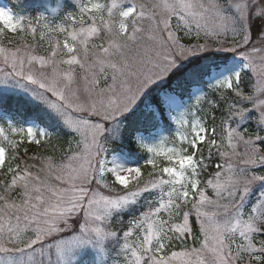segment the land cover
<instances>
[{"label":"snow or ice","instance_id":"1","mask_svg":"<svg viewBox=\"0 0 264 264\" xmlns=\"http://www.w3.org/2000/svg\"><path fill=\"white\" fill-rule=\"evenodd\" d=\"M75 4L0 7V105L11 84L71 136L0 124V264H264V0Z\"/></svg>","mask_w":264,"mask_h":264},{"label":"rangeland","instance_id":"2","mask_svg":"<svg viewBox=\"0 0 264 264\" xmlns=\"http://www.w3.org/2000/svg\"><path fill=\"white\" fill-rule=\"evenodd\" d=\"M41 1L45 2V4H43ZM100 2H102V3L110 2V0H100ZM138 2H143V3H145V4L150 6L154 2V0H138ZM204 2L207 3L208 0H204ZM222 2L224 3L225 6H227L228 0H222ZM58 5L60 6L58 11L56 13H53V9H56ZM0 7H4L6 9L11 10L17 16L24 15L26 17H33L34 18L36 16L43 15V16H46L48 18V20L52 21V22H60L61 17L66 15L67 12H69V11H71V12H77L78 11V9L76 8L75 0H32V1H29V0H10L9 3H7L5 0H0ZM42 7H44V8H42ZM157 18H159V17H157ZM175 23H176V20H175V18H173V25H175ZM148 24H149V21L146 20L144 22L145 28H147ZM0 27H2V25H0ZM179 35L183 36V32L181 31L179 33ZM202 39H203V37H202ZM37 40H38V37H37ZM230 40H231V37H229V41ZM184 42H188L187 39H185ZM192 42L193 43L196 42L194 34H193V37H192ZM28 43H30V44L33 43V41L31 40L30 37H28ZM39 43L43 44V47L37 46V49H36L37 54H45V49L47 48V44L45 42H39ZM200 55H209V56H213V57H228V58H232L233 56H236V53H231V52H219V53L211 52V53H204V54H200ZM238 58L239 57H237V59ZM256 63L259 64L258 57L256 58ZM245 71H248V70H245ZM77 75L79 77V75H80L79 70H77ZM109 76H110V73H109ZM174 78L175 77H172V79H174ZM256 78L257 77L255 75H253V73L250 71V75H249L250 83H254ZM108 82H110V79H109ZM82 86L83 85H82V82H81V87ZM101 86L102 87L105 86V81L103 79H101ZM4 89H5V86L3 84H0V92L4 91ZM7 93L18 95V96H21L23 98L26 97V94L23 93L21 89L14 88V87L11 86V84L7 88ZM28 99H30V97ZM38 103L39 102H33V104H38ZM38 109H39V113H43L44 114L45 110L43 109V106H40ZM4 114H5V112H2V110L0 109V117H4ZM47 118H48V121L51 122L52 124L55 123V124L59 125L58 122L54 118H52V119H50L49 117H47ZM27 119L28 118H26V117L15 119L14 117L6 114V118H0V124L6 126L7 122L10 121V122H14V123H16L18 125L24 124L25 126H27L26 122H29V121H27ZM249 121H253V123L256 124V116L253 115L252 117H250ZM247 125H248V123L245 125V127H247ZM59 126H60L61 130L63 131V133L66 134V130H64L61 125H59ZM233 126H235V125H233ZM40 128H42V127H40ZM220 136H221V131H218L217 132V138L219 139ZM70 139H71V136L67 135L66 140H70ZM127 141H128V138H125V139H122L121 141H119V143L120 144H124ZM225 143H226V141H225ZM73 148H75V144L74 143H73ZM239 150L243 151V146H240ZM112 152H113L112 151V145H109V153L107 154V159L111 160ZM55 156H56V159L59 161V159L61 158L62 155L61 154H57ZM215 157L216 156H214L213 159H215ZM29 163H32V161H29ZM34 171H35V169H34ZM15 198L16 197L13 196V199H15ZM194 219L195 218L192 217L193 221H194ZM194 238H197V240H195ZM185 243H186V246L188 248H192V247L199 248L200 239H199L198 235H196L194 233V237L187 239ZM180 247H181L180 243L176 242V250H180Z\"/></svg>","mask_w":264,"mask_h":264},{"label":"trees","instance_id":"3","mask_svg":"<svg viewBox=\"0 0 264 264\" xmlns=\"http://www.w3.org/2000/svg\"><path fill=\"white\" fill-rule=\"evenodd\" d=\"M5 1L9 3L10 0H5ZM29 1H32V0H29ZM42 3L45 4V2H42ZM249 75H250V71H245V73L242 74L243 80L246 85H250ZM175 80H176V77L168 83V86L169 87L174 86ZM205 90H207L206 86H205ZM0 109L2 110V112H5L7 115H10L14 117L15 119L26 117L28 118L27 121H31V120L35 121L40 127H42L43 129H47V131L52 135L54 142L57 138H59L61 141H65L67 138V135L63 133L59 125L55 123L52 124L51 122H49L48 118L43 113H39L38 108L34 107L33 104L26 103L25 98L21 96L7 93L6 102L0 105ZM246 128L248 129L249 132H251L252 129L255 128V124L253 123V121H249ZM218 131H221L220 126H219V120H217V132ZM117 143L119 144V147L124 148L126 152H131L134 154L133 160L140 159L141 157L145 155L143 152H141L137 148L134 140L131 138H128V141L124 144H120L119 142ZM35 148L36 146L33 145L32 150H30L29 152V156L33 154V151L35 150ZM112 151H119V148L113 144ZM57 154L63 155L62 152H57L55 155ZM217 159L218 157L217 158L215 157L214 160H217ZM211 170L212 169L210 168V171ZM205 175L207 174L205 173ZM194 239L197 240V238H194Z\"/></svg>","mask_w":264,"mask_h":264}]
</instances>
